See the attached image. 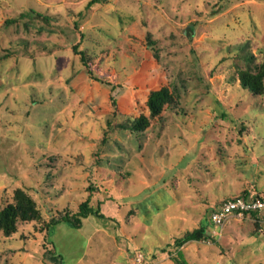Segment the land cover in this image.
I'll return each instance as SVG.
<instances>
[{
  "label": "rangeland",
  "instance_id": "obj_1",
  "mask_svg": "<svg viewBox=\"0 0 264 264\" xmlns=\"http://www.w3.org/2000/svg\"><path fill=\"white\" fill-rule=\"evenodd\" d=\"M89 1L0 0V211L20 190L39 216L0 231V264H264V221H209L264 196V79L239 82L264 65V0ZM84 202L105 218L47 232Z\"/></svg>",
  "mask_w": 264,
  "mask_h": 264
},
{
  "label": "trees",
  "instance_id": "obj_2",
  "mask_svg": "<svg viewBox=\"0 0 264 264\" xmlns=\"http://www.w3.org/2000/svg\"><path fill=\"white\" fill-rule=\"evenodd\" d=\"M104 1L106 0H90L87 4V8H90L95 4H100ZM220 1H226V0H220ZM73 50H74V54L80 57L81 62L83 64H86L84 53L82 51H79L78 45H76ZM263 79H264V65L255 74H250L248 72L239 73V82L241 83L242 87L255 94L262 93ZM170 101H171V95L166 88H161L160 90L150 92L146 103L150 117L154 118L159 116V114L162 112L163 106ZM146 126H147V120L144 117H140L130 127V130L139 132L143 130ZM243 196L246 197L247 195L244 194ZM13 200L14 201L12 204L6 206L3 210L0 211V231L5 236H10L11 234H14L16 231V226L19 222L33 221L39 217L34 201L24 192L20 190L15 191ZM90 216L95 217L97 219L105 218L104 215L101 213L99 206L93 208L90 207L86 202H84L79 206L78 212L76 214L74 215L66 214L57 220L51 221L46 227L47 232L48 229H50L51 227H56L59 224H65L73 229L78 230L81 227L82 220H85ZM207 228H208L207 221L201 223L196 230L185 234L184 237H182L178 241L177 247H180L192 241L206 240ZM45 256H50L51 259L54 260V263H57V261L60 260L59 256L54 257L53 249L47 250L44 253V257ZM172 261L174 262V264H186L181 251H176L175 257H172Z\"/></svg>",
  "mask_w": 264,
  "mask_h": 264
},
{
  "label": "built area",
  "instance_id": "obj_3",
  "mask_svg": "<svg viewBox=\"0 0 264 264\" xmlns=\"http://www.w3.org/2000/svg\"><path fill=\"white\" fill-rule=\"evenodd\" d=\"M252 217L264 221V196H237L223 201L209 216L211 225L220 231L231 217Z\"/></svg>",
  "mask_w": 264,
  "mask_h": 264
}]
</instances>
